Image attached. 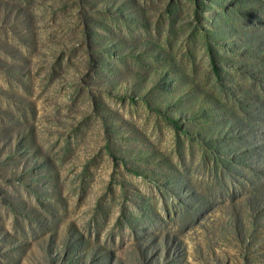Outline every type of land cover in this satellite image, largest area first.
<instances>
[{
	"label": "rangeland",
	"instance_id": "rangeland-1",
	"mask_svg": "<svg viewBox=\"0 0 264 264\" xmlns=\"http://www.w3.org/2000/svg\"><path fill=\"white\" fill-rule=\"evenodd\" d=\"M26 1L0 264H264V0Z\"/></svg>",
	"mask_w": 264,
	"mask_h": 264
},
{
	"label": "trees",
	"instance_id": "trees-1",
	"mask_svg": "<svg viewBox=\"0 0 264 264\" xmlns=\"http://www.w3.org/2000/svg\"><path fill=\"white\" fill-rule=\"evenodd\" d=\"M33 6L30 2L26 0H0V69L9 70L10 57H13L14 47L18 46L15 43L16 37L12 35L13 29L15 28V24H22V21L18 22L19 12L25 11L29 13V17L22 13V17L25 20H29L30 16H32ZM80 12L78 14L79 26H78V34H84V43L86 44V51L87 55L93 62L95 61V52H94V45H93V31L91 27V23L88 22L90 20L87 17L88 9L86 5H82L79 8ZM20 15V16H21ZM20 55L24 56L25 52L23 51V47L20 46L19 48ZM18 55H15V57ZM212 63L214 66V71L218 72V68L215 64V60L212 58ZM25 64V63H23ZM161 111V110H160ZM159 111V112H160ZM168 120H170L176 127H178L176 121L170 117L165 116ZM106 148L110 151L111 155L114 157L115 152L112 150V147L107 144ZM130 171H134L129 167H126ZM135 174H139L138 172L134 171ZM3 178V177H2ZM2 186V185H0ZM2 191V202H5L8 205L15 204V195L9 193L6 190ZM4 192V193H3ZM79 231V230H78ZM23 245H26V241L23 240ZM24 257V255H23ZM115 259V258H114Z\"/></svg>",
	"mask_w": 264,
	"mask_h": 264
}]
</instances>
